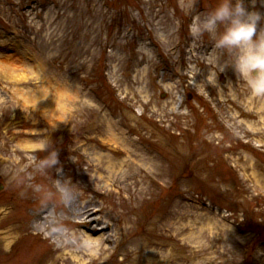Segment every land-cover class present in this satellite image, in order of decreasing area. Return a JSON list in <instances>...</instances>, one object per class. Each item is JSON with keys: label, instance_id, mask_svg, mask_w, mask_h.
I'll list each match as a JSON object with an SVG mask.
<instances>
[{"label": "rangeland", "instance_id": "1", "mask_svg": "<svg viewBox=\"0 0 264 264\" xmlns=\"http://www.w3.org/2000/svg\"><path fill=\"white\" fill-rule=\"evenodd\" d=\"M215 3L0 0V264H264V98L190 33Z\"/></svg>", "mask_w": 264, "mask_h": 264}, {"label": "clouds", "instance_id": "2", "mask_svg": "<svg viewBox=\"0 0 264 264\" xmlns=\"http://www.w3.org/2000/svg\"><path fill=\"white\" fill-rule=\"evenodd\" d=\"M189 27L193 37L207 36L216 50L234 54L235 74L252 96L264 98V12L256 8L255 0H216L210 10L195 15ZM41 150L47 155L40 168L61 170L58 151L45 142ZM61 195L67 200L71 194L65 188Z\"/></svg>", "mask_w": 264, "mask_h": 264}, {"label": "bare ground", "instance_id": "3", "mask_svg": "<svg viewBox=\"0 0 264 264\" xmlns=\"http://www.w3.org/2000/svg\"><path fill=\"white\" fill-rule=\"evenodd\" d=\"M207 66L211 67L210 65L207 64ZM106 169V168H105ZM101 171L104 170V167H102L100 169ZM108 171V172H107ZM107 173H114V175L112 176V178L115 180L118 175H115L116 173L113 172V171H110L109 168H107ZM116 182V181H115ZM93 205H87L85 207H83L81 210H74V213L79 215L80 216V222H76V223H79L82 225V227H84L85 229H88L89 231H92L93 233L97 232V231H103L104 228H101L99 229L100 227V224H99V220L100 219H95L94 215L96 213V210L92 207ZM100 212V214L102 213L101 210H98ZM106 228H110V227H106ZM116 232V229H114V233ZM16 232L13 230H7V231H2L0 233L4 243H5V246L6 248L10 247L13 245L14 243V240H15V234ZM87 234H84L83 232H80V231H76L74 234H73V238L76 240L77 244H78V248H81L82 245H85V243L83 242V237H86L87 238V242L88 240L89 241H92L94 244H99L98 246H100L102 248L103 251H105L103 249V246H104V241H103V238H99V239H93L91 236L87 237L86 236ZM115 235V234H114ZM115 237V236H113ZM110 238V237H109ZM108 241V238L107 240Z\"/></svg>", "mask_w": 264, "mask_h": 264}, {"label": "water", "instance_id": "4", "mask_svg": "<svg viewBox=\"0 0 264 264\" xmlns=\"http://www.w3.org/2000/svg\"><path fill=\"white\" fill-rule=\"evenodd\" d=\"M0 190H2V185L0 184Z\"/></svg>", "mask_w": 264, "mask_h": 264}]
</instances>
